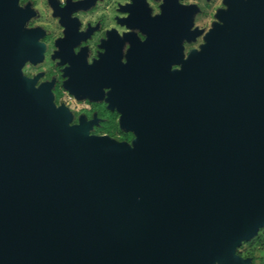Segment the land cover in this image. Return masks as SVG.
Here are the masks:
<instances>
[{
  "label": "water",
  "instance_id": "obj_1",
  "mask_svg": "<svg viewBox=\"0 0 264 264\" xmlns=\"http://www.w3.org/2000/svg\"><path fill=\"white\" fill-rule=\"evenodd\" d=\"M26 18L0 0V264H250L236 251L264 227V51L206 44L184 87L127 74L129 146L71 126L22 75Z\"/></svg>",
  "mask_w": 264,
  "mask_h": 264
},
{
  "label": "flooded vegetation",
  "instance_id": "obj_2",
  "mask_svg": "<svg viewBox=\"0 0 264 264\" xmlns=\"http://www.w3.org/2000/svg\"><path fill=\"white\" fill-rule=\"evenodd\" d=\"M16 8L27 16L22 31H31L37 55L24 60L22 75L49 90L71 126L129 146L138 132L122 108L133 100L127 74L158 83L176 74L184 87L191 66L199 83L206 44L215 55L264 51V0H16Z\"/></svg>",
  "mask_w": 264,
  "mask_h": 264
},
{
  "label": "trees",
  "instance_id": "obj_3",
  "mask_svg": "<svg viewBox=\"0 0 264 264\" xmlns=\"http://www.w3.org/2000/svg\"><path fill=\"white\" fill-rule=\"evenodd\" d=\"M263 252L264 228L259 229L256 236H254L250 241L243 242L241 247H239L236 251L239 256L250 258L252 260V264H262L260 256Z\"/></svg>",
  "mask_w": 264,
  "mask_h": 264
},
{
  "label": "clouds",
  "instance_id": "obj_4",
  "mask_svg": "<svg viewBox=\"0 0 264 264\" xmlns=\"http://www.w3.org/2000/svg\"><path fill=\"white\" fill-rule=\"evenodd\" d=\"M123 2L124 3H129L130 2V0H123ZM185 2V0H180V3H184ZM61 3H63V0H61ZM160 3H163V0H160ZM153 6V8H156L157 6L154 4V5H152ZM217 6H219V5H217ZM157 13H153V15H156ZM119 31H124V29H119ZM141 38V40H143L142 38H143V36H141L140 37ZM193 47H195V45H193Z\"/></svg>",
  "mask_w": 264,
  "mask_h": 264
},
{
  "label": "rangeland",
  "instance_id": "obj_5",
  "mask_svg": "<svg viewBox=\"0 0 264 264\" xmlns=\"http://www.w3.org/2000/svg\"><path fill=\"white\" fill-rule=\"evenodd\" d=\"M264 228V227H263ZM250 241V240H249ZM241 247V246H240ZM242 259H249L251 261L250 264H252V260L250 258H245L244 256H240ZM262 264H264V252L260 256Z\"/></svg>",
  "mask_w": 264,
  "mask_h": 264
},
{
  "label": "snow or ice",
  "instance_id": "obj_6",
  "mask_svg": "<svg viewBox=\"0 0 264 264\" xmlns=\"http://www.w3.org/2000/svg\"><path fill=\"white\" fill-rule=\"evenodd\" d=\"M130 2H131V0H130ZM130 2H129V3H130ZM163 3H165V0H163ZM142 39H144V37H143Z\"/></svg>",
  "mask_w": 264,
  "mask_h": 264
}]
</instances>
